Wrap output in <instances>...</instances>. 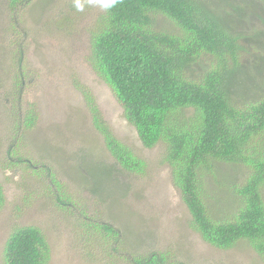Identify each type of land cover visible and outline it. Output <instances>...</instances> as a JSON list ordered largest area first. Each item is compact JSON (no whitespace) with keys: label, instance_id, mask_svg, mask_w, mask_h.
Here are the masks:
<instances>
[{"label":"rangeland","instance_id":"rangeland-1","mask_svg":"<svg viewBox=\"0 0 264 264\" xmlns=\"http://www.w3.org/2000/svg\"><path fill=\"white\" fill-rule=\"evenodd\" d=\"M194 1L236 40V65L229 58L225 62L226 90L232 105L242 109L264 94V0ZM10 2L0 0V183L5 194L0 264L9 235L26 226L46 237L49 264H131L137 255L158 251H169L183 264H264L247 243L219 250L192 228L162 146L141 145L89 65V29L102 11L99 4L81 0L84 9L77 11L74 0H23L14 7ZM151 19L158 33L177 31L161 14ZM217 68L215 57L201 54L190 58L184 77L200 82ZM89 102L116 139L146 163L143 177L115 165L92 127ZM27 114L35 118L31 128L15 124ZM212 164L199 172L204 196L214 216H227L236 200L231 185L247 169ZM48 171L72 198L67 208L55 204L57 187L50 185ZM103 224L118 236L96 230Z\"/></svg>","mask_w":264,"mask_h":264},{"label":"trees","instance_id":"trees-1","mask_svg":"<svg viewBox=\"0 0 264 264\" xmlns=\"http://www.w3.org/2000/svg\"><path fill=\"white\" fill-rule=\"evenodd\" d=\"M22 1L11 0L9 6ZM157 13L177 31L158 33L151 19ZM235 42L194 0H120L111 9L102 8L89 29L87 60L122 108L141 145L147 149L162 146L171 182L200 238L225 251L245 242L263 258L264 94L242 109L232 105L226 90L225 62L229 58L236 65ZM201 54L215 57L218 68L207 71L200 82L187 80L186 65ZM91 102L92 127L115 165L124 173L143 177L146 163L116 139ZM34 121V116L27 114L22 122L15 119V124L29 129ZM217 162L247 169L244 178L231 185L236 200L229 214L221 217L208 208L199 178L200 171ZM47 176L50 185L57 187L55 204L65 207L71 203L54 175L48 171ZM4 198L0 183V210ZM97 228L118 236L109 225ZM50 251L37 227L16 228L4 243L1 264H49ZM131 264L183 263L172 259L169 251H158L137 255Z\"/></svg>","mask_w":264,"mask_h":264},{"label":"clouds","instance_id":"clouds-1","mask_svg":"<svg viewBox=\"0 0 264 264\" xmlns=\"http://www.w3.org/2000/svg\"><path fill=\"white\" fill-rule=\"evenodd\" d=\"M119 2L120 0H89V3H98L105 10L115 7ZM74 7L77 11H83L84 4L81 0H74Z\"/></svg>","mask_w":264,"mask_h":264}]
</instances>
